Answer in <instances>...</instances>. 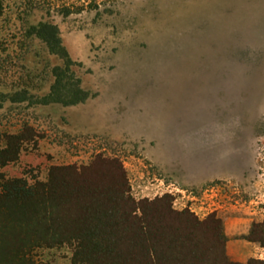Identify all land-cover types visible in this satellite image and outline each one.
Listing matches in <instances>:
<instances>
[{"label": "rangeland", "instance_id": "374dc122", "mask_svg": "<svg viewBox=\"0 0 264 264\" xmlns=\"http://www.w3.org/2000/svg\"><path fill=\"white\" fill-rule=\"evenodd\" d=\"M238 219L264 249V0L2 1L0 264H264Z\"/></svg>", "mask_w": 264, "mask_h": 264}, {"label": "crops", "instance_id": "0c3cea01", "mask_svg": "<svg viewBox=\"0 0 264 264\" xmlns=\"http://www.w3.org/2000/svg\"><path fill=\"white\" fill-rule=\"evenodd\" d=\"M226 225V252L231 261L244 263L252 258L264 257V249L249 240V224L244 219L232 220Z\"/></svg>", "mask_w": 264, "mask_h": 264}, {"label": "trees", "instance_id": "16d2710c", "mask_svg": "<svg viewBox=\"0 0 264 264\" xmlns=\"http://www.w3.org/2000/svg\"><path fill=\"white\" fill-rule=\"evenodd\" d=\"M2 1H3V0H0V9H1V5H2ZM46 42H47V44H48V46H49V48H50V50H51L52 53L64 57V55H65V54H64L65 50H64V48L62 47V45H61V43L59 42V40H58V41H56V40H52V41H51V40L48 38V39L46 40ZM61 82H62V81L58 80L57 83H56V85H59V87H60ZM56 100H57V101H56ZM56 100H54V101H56V102H62V103H66V102L63 101V99H56ZM76 102H77V101H75V100H74V101H69V103H76ZM136 236H137L138 238L141 237V235H139V234H136ZM222 262H223V264H236V263L230 262L229 259L227 258V256H225V255H224V257H223Z\"/></svg>", "mask_w": 264, "mask_h": 264}]
</instances>
